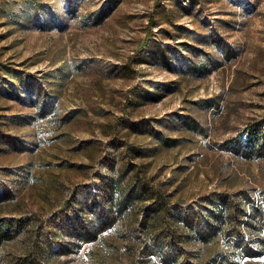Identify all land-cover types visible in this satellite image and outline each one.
<instances>
[{"label": "rangeland", "instance_id": "1", "mask_svg": "<svg viewBox=\"0 0 264 264\" xmlns=\"http://www.w3.org/2000/svg\"><path fill=\"white\" fill-rule=\"evenodd\" d=\"M262 122L264 0H0V264H86L53 231L98 172L179 201L264 189Z\"/></svg>", "mask_w": 264, "mask_h": 264}, {"label": "trees", "instance_id": "2", "mask_svg": "<svg viewBox=\"0 0 264 264\" xmlns=\"http://www.w3.org/2000/svg\"><path fill=\"white\" fill-rule=\"evenodd\" d=\"M246 133L249 153L264 151V122ZM130 168L98 172V188L75 197L77 209L56 224L55 234L84 248L86 264H239L235 259L264 254V189L179 201ZM14 235L15 222L0 218V248ZM222 242L234 249L222 253Z\"/></svg>", "mask_w": 264, "mask_h": 264}]
</instances>
